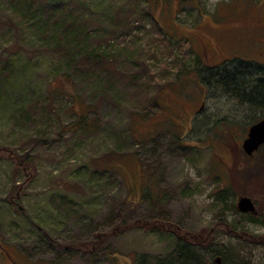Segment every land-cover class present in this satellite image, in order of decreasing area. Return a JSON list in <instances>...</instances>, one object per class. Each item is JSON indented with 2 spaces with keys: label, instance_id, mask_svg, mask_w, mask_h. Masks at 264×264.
Here are the masks:
<instances>
[{
  "label": "rangeland",
  "instance_id": "rangeland-1",
  "mask_svg": "<svg viewBox=\"0 0 264 264\" xmlns=\"http://www.w3.org/2000/svg\"><path fill=\"white\" fill-rule=\"evenodd\" d=\"M258 5L0 0V264H264V107L216 85L190 128L168 108L201 103L193 25Z\"/></svg>",
  "mask_w": 264,
  "mask_h": 264
},
{
  "label": "flooded vegetation",
  "instance_id": "flooded-vegetation-1",
  "mask_svg": "<svg viewBox=\"0 0 264 264\" xmlns=\"http://www.w3.org/2000/svg\"><path fill=\"white\" fill-rule=\"evenodd\" d=\"M263 7L232 8L227 16H209L204 23L193 25V28L196 27L190 38L182 39L189 43L194 58L193 84L197 87L196 93L203 96L201 103L194 106L188 115L184 107L169 103L168 108L174 110L179 122L192 127L201 115L204 101L208 99L207 90L213 89L219 82L223 84L228 79L233 83L236 79H244L247 74L248 82L254 86L260 84L259 65L260 60H264V18L257 13L264 12ZM196 99L195 96L182 98L184 102L193 104ZM7 258L11 264H17Z\"/></svg>",
  "mask_w": 264,
  "mask_h": 264
},
{
  "label": "trees",
  "instance_id": "trees-1",
  "mask_svg": "<svg viewBox=\"0 0 264 264\" xmlns=\"http://www.w3.org/2000/svg\"><path fill=\"white\" fill-rule=\"evenodd\" d=\"M239 78L236 79L233 83L230 82V80H226L223 84L220 82L217 83V89L224 88L227 91H230L233 93L236 98L238 99H245V101L249 102L252 106L256 107L258 102H260V106L264 107V87L263 84H259L257 86L252 85V82H248L247 78ZM261 83V82H260ZM82 119H85V116H82ZM83 128L81 130L88 131L91 128L90 124H86V122H83ZM260 216H250V215H242V217L245 219L248 223H256V219ZM166 264H202L199 259L194 257L192 251L190 249L184 251V255H178L176 261L170 260V262H167Z\"/></svg>",
  "mask_w": 264,
  "mask_h": 264
},
{
  "label": "water",
  "instance_id": "water-1",
  "mask_svg": "<svg viewBox=\"0 0 264 264\" xmlns=\"http://www.w3.org/2000/svg\"><path fill=\"white\" fill-rule=\"evenodd\" d=\"M186 1V0H183ZM264 144V119L252 124L247 131L246 138L242 142V149L247 156H252L260 146ZM236 209L239 213L256 215V208L251 199L240 197L236 203ZM217 259L216 263L219 264Z\"/></svg>",
  "mask_w": 264,
  "mask_h": 264
}]
</instances>
